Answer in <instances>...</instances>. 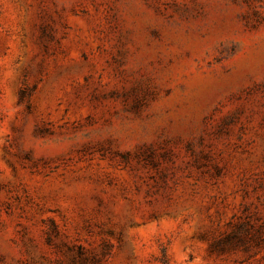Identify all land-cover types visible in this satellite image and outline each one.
<instances>
[{"label":"rangeland","instance_id":"obj_1","mask_svg":"<svg viewBox=\"0 0 264 264\" xmlns=\"http://www.w3.org/2000/svg\"><path fill=\"white\" fill-rule=\"evenodd\" d=\"M0 264H264V0H0Z\"/></svg>","mask_w":264,"mask_h":264}]
</instances>
